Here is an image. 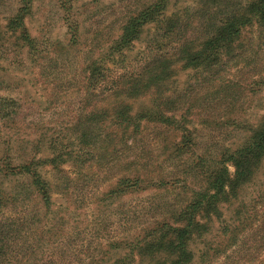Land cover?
Returning <instances> with one entry per match:
<instances>
[{
  "label": "rangeland",
  "instance_id": "374dc122",
  "mask_svg": "<svg viewBox=\"0 0 264 264\" xmlns=\"http://www.w3.org/2000/svg\"><path fill=\"white\" fill-rule=\"evenodd\" d=\"M149 1L0 0V101L9 102L0 103V168L56 153L65 160L55 170L37 166L53 185L51 213L33 219L39 205L21 196L17 202L0 204V226H4L0 230V264L87 263L106 241L160 220L184 205L191 192L201 186L202 177H192L193 172L184 175L189 166L187 154L166 158L179 135L160 126L141 122L133 149H112V139L99 142L98 158H93L79 140L81 134L109 131L103 126L99 130L89 127L94 99L87 90V68L119 34L125 18ZM26 2L29 14L24 17V25L31 38L28 43L6 27ZM194 3L179 0L177 6L183 9ZM74 23L79 25L77 37ZM259 33L253 29L250 35ZM249 60L250 68L243 73L235 69L247 64L228 66L231 81H243L255 69L264 73V46ZM194 74L179 70L171 91L175 95L190 92L188 85L196 82ZM198 95L193 101L198 114L188 116V127L195 129L197 137L193 151L204 154L210 163L225 147L239 145L248 133L246 127L221 126L220 120L241 119L253 127L264 114V89L253 95L242 93L233 84L226 90L208 86L202 87ZM235 99L239 100L232 110L227 103L234 104ZM205 101L211 105L206 112L199 108ZM128 168L141 173L159 172L168 187L148 188L99 203L101 191L113 186ZM25 182L23 177L0 173V195L7 198L13 187ZM222 214L202 240L191 243L196 263L264 264V165L251 184L240 191L238 199L223 206ZM40 219L46 223L41 233L44 241L28 250L27 239L34 237L28 222L39 223ZM49 241H56L55 246Z\"/></svg>",
  "mask_w": 264,
  "mask_h": 264
},
{
  "label": "trees",
  "instance_id": "16d2710c",
  "mask_svg": "<svg viewBox=\"0 0 264 264\" xmlns=\"http://www.w3.org/2000/svg\"><path fill=\"white\" fill-rule=\"evenodd\" d=\"M178 2L151 0L141 5L125 18L119 34L87 68V90L94 99L89 127L99 130L103 126L109 131L99 135L81 134L79 140L89 148L93 158H98L99 142L112 139V149L123 146L125 150L133 149L135 137L141 132V122L160 126L166 132L179 135L166 158L187 154L189 166L184 175L193 172L192 177H202V184L191 192L184 205L137 232L109 239L83 264H197L191 243L202 240L210 225L221 220L223 206L238 199L240 191L251 184L264 165V114L253 127L241 119L220 120L221 126L246 127L248 133L239 145L233 149L225 147L210 163L204 154L193 151L197 137L195 129L188 127L191 124L188 116L198 114L193 101L199 98L202 87L222 86L226 90L233 84L242 93L254 95L263 91L264 73L258 72L259 69L247 79L236 82L229 79L226 70L232 63L238 66L244 63L245 68L235 69L243 73L250 68L249 59L264 46V0H195L194 6L183 9L178 8ZM28 14L29 2H26L6 25L27 43L31 38L24 17ZM73 25L77 37L79 25ZM253 29L260 30L258 36L250 35ZM137 46L139 49L134 53ZM179 70L195 73L196 82L188 85L190 92L175 95L171 88ZM238 100L227 106L234 110ZM139 102V107L135 108ZM209 106L205 101L199 108L206 112ZM60 158L56 153L15 166L7 163L4 169L0 168L5 177L16 175L26 181L13 187L7 198L0 195V204L17 202L21 196L39 205L31 216L33 219L51 213L53 185L37 166L55 170L58 163L65 161ZM168 184L159 172L141 173L139 169L128 168L113 186L101 191L98 201H114L148 188L168 187ZM29 223V231L33 230L35 237L27 239L28 250H31L44 241L41 233L46 223L41 219L39 223ZM3 228L1 225L0 230ZM222 231L223 235L227 232ZM55 242H50L51 246H55Z\"/></svg>",
  "mask_w": 264,
  "mask_h": 264
}]
</instances>
